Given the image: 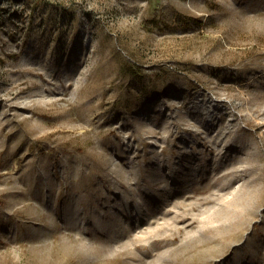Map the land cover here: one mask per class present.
<instances>
[{
    "label": "rangeland",
    "instance_id": "rangeland-1",
    "mask_svg": "<svg viewBox=\"0 0 264 264\" xmlns=\"http://www.w3.org/2000/svg\"><path fill=\"white\" fill-rule=\"evenodd\" d=\"M0 264H264V0H0Z\"/></svg>",
    "mask_w": 264,
    "mask_h": 264
}]
</instances>
